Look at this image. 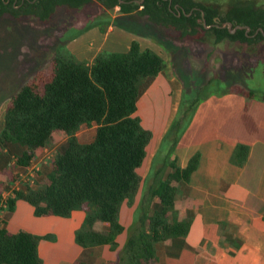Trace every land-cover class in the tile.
<instances>
[{
  "label": "trees",
  "instance_id": "16d2710c",
  "mask_svg": "<svg viewBox=\"0 0 264 264\" xmlns=\"http://www.w3.org/2000/svg\"><path fill=\"white\" fill-rule=\"evenodd\" d=\"M139 1L0 0V34L6 35L13 24H27L29 18L58 23L64 22L65 15L87 16L90 10H95V14L116 12L112 24L155 39L169 51L175 43H188L196 53L200 44L210 43L209 55L224 42H230L246 45L250 50V56L244 54L242 59L238 58L240 64L253 57H264V7L251 0L235 1L225 10L197 0ZM226 22H231L232 28L249 26L250 31L243 28L231 33L222 27ZM98 24L89 23L72 36ZM198 34L205 37L201 42L187 41L188 37ZM65 44L66 41L58 42L50 52L52 72L41 88L34 81L29 82L9 98L0 144L27 146L16 158L20 166L30 164L35 151L46 145L56 129L69 136L66 147L55 156L43 186L30 193L14 190L13 196L6 200V208L13 211L16 201L22 199L34 207L37 217L65 218L74 210L87 209L88 216L75 232L76 243L83 248L109 244L111 250H116V236L124 230L119 221L121 206L126 200L132 203L141 189L127 241L113 264H151L154 243L167 226V214L176 195L171 182L188 181L198 166L197 154L183 169L169 163L197 106L192 103L189 108L178 110L147 177L142 180L137 170L146 158L152 133L136 115L139 81L157 76L167 68V63L153 50H142L136 41L126 52L98 54L91 64L74 62L65 58ZM238 90L255 96L252 90L244 91L241 87ZM261 96L264 99V94ZM91 123L97 125L95 138L89 143H80L76 137L79 127ZM165 142L168 143L164 145ZM242 149L238 147L240 152ZM168 165L174 171L163 180ZM155 197L160 199L161 208L151 211ZM1 203L0 197V209ZM97 221L107 223L109 230H94ZM51 238V235H34L25 230L10 234L0 228V264H42L39 242Z\"/></svg>",
  "mask_w": 264,
  "mask_h": 264
},
{
  "label": "crops",
  "instance_id": "0c3cea01",
  "mask_svg": "<svg viewBox=\"0 0 264 264\" xmlns=\"http://www.w3.org/2000/svg\"><path fill=\"white\" fill-rule=\"evenodd\" d=\"M105 13L109 14L107 18H93L80 25L76 31L89 23H99L98 25L83 30L76 36H72L71 32L65 40L63 51L67 59L91 64L98 54L126 52L131 43L136 41L142 50H153L167 63V68L157 76L141 78L139 81L140 94L136 115L143 125L144 113L148 107L150 113L154 114L147 118L161 122V125L159 122L156 125L157 128L161 126L157 140L153 130L148 129L152 137L146 149V158L137 170L144 180L164 135L178 113L183 88L173 72V67L184 61L187 64L193 51L188 43H175L169 51L155 39L139 36L112 24L117 16L116 12ZM84 18L85 16L76 17L82 22H85ZM106 22L110 24L105 26ZM164 97L166 101H163ZM160 99L162 104L158 103ZM3 123L4 118L0 132ZM163 123H166L165 126ZM86 127L95 129V138L96 123L82 124L76 133L78 140L79 131ZM56 135L65 137L56 153L65 149L69 136L63 130L56 129L46 145L35 151L28 166L15 163L16 158L27 150L26 145L0 144V197H12L14 190L27 193V189L32 190V186L25 188L24 185L15 188L16 184L24 182L27 175L34 177L32 174L36 173L42 177L43 182L38 184L39 188L43 186L52 164L41 169L39 164L46 163L47 155H39L48 151ZM79 142L83 143L80 140ZM240 146L244 147L241 152L238 150ZM196 154L199 156L198 166L189 180L171 182L176 188L174 203L167 214V226L161 232V238L154 243L150 263L264 264L262 96L250 97L234 85L220 93L208 95L197 104L191 122L173 149L169 163L183 169ZM38 157L40 159L36 162ZM14 164L15 167L12 168ZM173 171L174 168L168 165L163 180ZM140 199L141 189L132 203L126 200L121 206L119 221L124 230L116 236V250H111L109 244L83 248L76 243L75 232L88 216L87 209L74 210L67 218L55 215L37 217L34 207L19 199L13 211H0V228L6 229L10 234L25 230L34 235H51V239H43L38 245L42 264H113L119 251L125 246ZM160 208V199L155 197L150 209L157 211ZM93 229L106 232L109 225L97 221Z\"/></svg>",
  "mask_w": 264,
  "mask_h": 264
},
{
  "label": "rangeland",
  "instance_id": "374dc122",
  "mask_svg": "<svg viewBox=\"0 0 264 264\" xmlns=\"http://www.w3.org/2000/svg\"><path fill=\"white\" fill-rule=\"evenodd\" d=\"M197 1L217 5L221 10H225L231 3L238 0ZM251 1L264 7V0ZM94 11L90 10L84 20L90 18L92 15L97 20L107 18L109 15L102 11L95 14ZM76 14L80 15L79 13ZM74 15L75 13L72 16L65 15L63 17L64 22L59 21L58 23L57 21L56 23H49L48 21L40 22L37 18H29L27 24H21V22L13 24L8 27L7 30L9 31L6 35L0 34V128L6 108L10 102L9 98L29 82L34 81L41 88L44 81L51 76L53 59L50 52L56 48L58 42L67 40L69 35H71L70 33L75 32L82 23ZM204 38L202 34H198L188 37L187 41L194 40L199 42ZM193 45L199 46L197 43ZM211 48L210 43L205 45L200 44L198 49L195 50L196 53L193 52L191 59L188 62L186 61L187 64H184V61L174 65L173 72L178 77L183 88L178 110L182 108L187 109L192 103L197 106L208 95L220 93L234 85L235 88L241 87L244 91L252 90L256 97L264 94V57L261 59L253 57L249 62L243 61L240 64L238 58L242 59L244 54L250 56V50L246 45L224 42L217 50L215 48L208 55V51ZM163 101H166L165 97ZM158 103L162 104L161 99ZM150 114L153 115L154 112L150 113L149 108L146 107L143 126L153 130V134L157 140L161 126L157 128L156 125H158L159 121L155 122L147 118ZM168 116L167 114L166 118ZM165 124L163 123V126ZM94 132V128H82L78 134L79 140L83 143L91 142L94 138ZM64 138L63 135L54 136L48 151L39 155V157L47 155L45 157L46 163L39 164L41 169L50 167L57 155L56 152L59 151L60 145L65 140ZM167 143L165 142L164 145ZM39 157L36 159V162L40 159ZM11 167L14 168L15 164ZM32 175L35 178L27 175L24 182L21 181L22 184H16L15 188L18 189L23 185L25 188L32 186L30 187L32 190H27L29 192L37 191L40 187L39 184L43 182V178L39 177L36 173ZM1 198L3 199V196Z\"/></svg>",
  "mask_w": 264,
  "mask_h": 264
},
{
  "label": "water",
  "instance_id": "95a60500",
  "mask_svg": "<svg viewBox=\"0 0 264 264\" xmlns=\"http://www.w3.org/2000/svg\"><path fill=\"white\" fill-rule=\"evenodd\" d=\"M8 1H9V0H7V2H8ZM142 2H143V0H140V1H139V3H142ZM178 15H179V13H178ZM232 26H233V25H232L231 22H226V23H224V24L222 25V27H227L231 33H235L237 29H243V28H245L247 32L250 31V27H249V26H245V25H237V26H234L233 28H232ZM206 27L208 28V26H206ZM259 30L263 31L262 28H260ZM257 32H258V31H257Z\"/></svg>",
  "mask_w": 264,
  "mask_h": 264
},
{
  "label": "built area",
  "instance_id": "2783aa9c",
  "mask_svg": "<svg viewBox=\"0 0 264 264\" xmlns=\"http://www.w3.org/2000/svg\"><path fill=\"white\" fill-rule=\"evenodd\" d=\"M12 194H13V192H12ZM8 198H9V197H6V198H3V199H2V203H1L2 208L0 209V211H1L2 209H6V200H7Z\"/></svg>",
  "mask_w": 264,
  "mask_h": 264
},
{
  "label": "flooded vegetation",
  "instance_id": "af4514ba",
  "mask_svg": "<svg viewBox=\"0 0 264 264\" xmlns=\"http://www.w3.org/2000/svg\"><path fill=\"white\" fill-rule=\"evenodd\" d=\"M93 18H95V16L94 15H92L90 18H88V19H85V22H82L81 20H80V23H81V25L82 24H84V23H88V22H90Z\"/></svg>",
  "mask_w": 264,
  "mask_h": 264
}]
</instances>
